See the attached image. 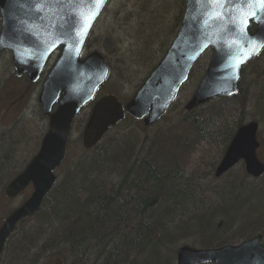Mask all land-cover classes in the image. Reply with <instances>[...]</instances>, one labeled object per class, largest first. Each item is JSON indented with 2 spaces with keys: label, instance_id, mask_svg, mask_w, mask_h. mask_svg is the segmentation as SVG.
<instances>
[{
  "label": "trees",
  "instance_id": "obj_1",
  "mask_svg": "<svg viewBox=\"0 0 264 264\" xmlns=\"http://www.w3.org/2000/svg\"><path fill=\"white\" fill-rule=\"evenodd\" d=\"M184 9L185 0H111L101 19L110 17L113 25L98 33V37L94 28L86 49L102 52L107 61L116 59L119 83L131 80L125 77V69L132 70L136 78L140 66L135 65L133 57L120 53L126 44L122 34L127 30L128 39L139 46L134 54L143 71L151 66L146 77L169 47ZM207 60L203 57L192 71L189 84L197 86ZM144 79L136 80L127 99ZM260 81L253 83L258 88L253 97H248L244 88L250 89L251 85L241 83L235 97L219 99L192 112L183 107L177 116L168 115L152 128L126 117L135 128L110 130L91 151L81 147L83 153H93L89 162L83 165L86 160L81 154L76 158L82 159L63 175L57 191L53 194V189L45 200L44 209L20 224L0 257V264H100L103 259L111 264L129 260L131 264H168L165 256L170 255L171 264H176L172 251L177 242L174 235L181 232L183 223L198 232L193 248L236 245L258 233V228L264 236V177L253 190L238 193L239 187L228 181L242 178L245 184L251 183L243 166L226 176L224 186L215 187L217 180L212 176L236 131L249 118L263 121L264 77ZM112 85L108 94L122 98V84ZM39 86L31 85L25 77L16 78L12 60L7 59L5 72L0 76V226L11 212L12 201L5 197V189L37 152L47 131V119L33 99ZM87 116L76 123L84 125ZM173 131L176 135L168 139L162 154L169 162L149 167L154 164L150 155L160 153L155 148L147 149L151 135ZM259 140V159L264 162V138L259 136ZM132 157H139V162L132 163ZM72 161L67 157L64 166ZM115 177L124 178V182L107 187ZM197 185L207 186L208 191L203 193ZM131 187L135 208L125 205V194ZM233 196L237 197L235 202L230 200ZM222 202L227 206L225 212L219 210ZM40 216L45 220L40 222ZM36 233L44 234L45 243L38 241Z\"/></svg>",
  "mask_w": 264,
  "mask_h": 264
},
{
  "label": "water",
  "instance_id": "obj_2",
  "mask_svg": "<svg viewBox=\"0 0 264 264\" xmlns=\"http://www.w3.org/2000/svg\"><path fill=\"white\" fill-rule=\"evenodd\" d=\"M109 0L89 29L83 40L79 55L70 54L64 44H60L46 57L22 62L17 58L13 48L21 39L25 25L33 18L30 10L31 0H0V53L9 51L14 61V72L18 78L28 77L35 84L39 81L50 56L57 49L61 54L42 86L38 103L44 117L49 118V129L44 136L39 155L30 163L26 170L16 177L6 188V196L13 200L24 192L31 184L33 192L23 206L14 212L0 228V256L9 237L14 233L17 224L24 218L33 216L42 204L45 196L51 191L56 181L55 170L60 167L66 154V147L74 119L82 108L91 102L97 90L108 77L109 69L104 58L98 52H93L81 59L85 43L93 26L99 19ZM194 5L186 0V8L182 23L167 51L165 57L153 70L131 102L125 106L127 113L135 120H144L145 126H152L159 121L176 101L182 85L187 82L189 74L199 57L209 48L213 56L209 68L198 86L192 99L186 106L191 111L221 96H233L238 92V73L229 67L230 60L225 50L210 45L195 59L187 42L188 17L195 15ZM87 11H91L88 9ZM256 26L254 33L248 32L253 38L264 35V24L252 22ZM249 25V27H250ZM28 39V43H31ZM27 55V50H22ZM57 110L52 113L54 106ZM124 117L122 105L114 96H105L96 102L85 125L82 135V146L86 150L96 147L110 128L115 127ZM258 125L250 123L240 128L228 147L222 161L216 169L217 178L224 175L240 160L245 163L246 172L253 178L264 174V165L257 158L259 144L256 139ZM177 264H264V246L261 237L236 247H224L212 251H197L189 248L180 250Z\"/></svg>",
  "mask_w": 264,
  "mask_h": 264
},
{
  "label": "snow or ice",
  "instance_id": "obj_3",
  "mask_svg": "<svg viewBox=\"0 0 264 264\" xmlns=\"http://www.w3.org/2000/svg\"><path fill=\"white\" fill-rule=\"evenodd\" d=\"M195 15L188 19L187 42L195 59L210 45L225 50L229 67L239 66L264 51V35H249L250 23L264 24V0H190ZM106 4V0H31L33 18L25 25L13 48L22 62L46 57L60 44L72 55H79L84 38ZM91 9V11H87ZM31 39V43H28ZM0 40V44H2ZM22 50H27L24 55ZM233 78H238V75Z\"/></svg>",
  "mask_w": 264,
  "mask_h": 264
},
{
  "label": "bare ground",
  "instance_id": "obj_4",
  "mask_svg": "<svg viewBox=\"0 0 264 264\" xmlns=\"http://www.w3.org/2000/svg\"><path fill=\"white\" fill-rule=\"evenodd\" d=\"M257 65V64H256ZM124 75L126 78H131L133 79L135 76L133 74V71L132 70H128V69H125L124 70ZM249 75V78H251L253 75L256 76V78L253 79V82H249L250 84H253L255 81H258L259 79L261 80L263 77H264V66L263 68L262 67H259V63L257 66H254L253 68H242L238 74V77H239V81L242 82V83H245L247 82V77ZM132 100V96L128 97V99L126 98V96H123L122 98H119L118 102L123 105V106H126L128 105ZM184 130L187 129V127H184L183 128ZM174 135H176V132H169V133H154L153 135H151L149 141H148V145H147V149L148 150H152L155 148L156 151L160 152V153H153L152 155H150V157L154 160V164L149 166V167H159L162 163L163 164H166L168 163L169 161L167 160V157L166 156H162L163 154V150L165 148V146L167 145V141L170 137H173ZM257 136H259V128L257 129V133H256ZM147 140H145L143 143H145ZM100 144V143H99ZM98 144V145H99ZM97 145V146H98ZM141 145V144H139ZM136 148H138V146ZM41 146V145H40ZM96 146V147H97ZM95 147V148H96ZM40 149V147H39ZM39 149L37 150V152L34 154V156L30 159V161L28 162V164L24 167V169L16 176L18 177L21 173H23L26 168L30 165V163L39 155ZM211 156L213 157V153H210ZM82 158H83V165L86 164L87 162H89V159L93 156V153H90V152H86V153H82ZM81 158V159H82ZM81 159H76L74 161H72L69 165H66L64 166V164H62L60 167H58L57 171H56V181L54 183V186H53V194L55 193V191H57V186H58V183L61 181L62 177L64 174L68 173L70 170L74 169V167H76L78 164H79V161ZM162 159H165V162L161 161ZM140 160L139 157H132V163L135 162V163H138ZM136 169L134 170V173H135ZM216 173V168L214 170V175ZM214 175H212L214 177ZM15 177V178H16ZM131 177V176H130ZM14 178V179H15ZM124 178H119V177H115V178H112V183L111 181H109L107 183V187L109 186L112 187V185L114 186H119L120 183L124 182L123 180ZM185 179H187L185 177ZM123 180V181H122ZM217 181L214 183V186L215 187H220V186H224L225 183L228 181L227 177H224V178H221V179H216ZM220 181H222L221 183H219ZM129 182H132L131 179H129ZM231 182V184L235 187V186H238L239 187V191L238 193H244L245 192V189H249V190H253L254 188H256L259 184V177L258 178H254L252 179V182L251 183H247L245 184L243 179L239 178L236 180L232 179V181H228V184ZM193 186H190V188H192ZM197 187L200 188V190L203 192V193H206L208 191V188L207 186L205 185H197ZM52 191H50L46 196L45 198L43 199L42 201V204L39 208V210L37 212L34 213L33 216H30V217H26L24 219H22V221H26L28 219H32L34 216H36L41 210L44 209V202L45 200L49 197V195L51 194ZM52 194V196H53ZM132 194H133V187L129 188L127 193L125 194L126 196V200L127 202H125V205L129 208H135L137 205H136V200L132 198ZM224 195L226 196V192H224ZM237 199L236 196H233L230 200L232 202H235V200ZM27 200H24L18 207L14 208L3 220V223L7 221V219L14 213L16 212L18 209H20L23 204L26 202ZM93 202V198L90 199V203ZM44 206V207H43ZM43 208V209H42ZM219 210L222 211V212H225L227 211V206L225 204V202H222L220 203L219 205ZM229 215V214H228ZM42 216H40V220H41ZM38 219V220H39ZM45 219H42L40 222L44 221ZM189 226L186 225V224H181L180 225V233H178L177 235H174L175 239L177 240L176 244L173 245L174 246V249L172 250L173 252L175 251V258H176V264H177V258H178V254L180 252L181 249L183 248H189V249H192V250H197V251H212V250H218V249H221V248H224V247H236V246H240L244 243H247V242H250V241H253V240H256L259 238V233L262 232V231H259V228H258V233L256 234H253L250 238L248 239H244L242 240L241 242H239L238 244L236 245H225V246H222V247H217V248H212V249H201V248H196V247H192V242L194 241V238L196 237L195 235H198V232L196 231H193L194 229H187ZM186 230V231H185ZM37 234V233H36ZM39 234V233H38ZM37 234V235H38ZM44 235V234H43ZM43 235L39 234L38 235V241H42L41 243H45V241L42 239ZM10 242V241H9ZM8 242V243H9ZM262 245V244H261ZM264 246V245H262ZM158 255L160 256V251H158ZM165 260L168 262V264H171L173 262V257L170 255V256H165ZM100 264H111V261H109L108 259H103L101 261ZM120 264H131V260H129L127 263H123L122 261L120 262Z\"/></svg>",
  "mask_w": 264,
  "mask_h": 264
},
{
  "label": "rangeland",
  "instance_id": "obj_5",
  "mask_svg": "<svg viewBox=\"0 0 264 264\" xmlns=\"http://www.w3.org/2000/svg\"><path fill=\"white\" fill-rule=\"evenodd\" d=\"M122 2H123V0H119V3H122ZM112 5H113V3H112ZM112 12H113V10H112ZM110 25H113V21H112V19L110 17H106L105 16L103 19H101L98 22V24L96 25V27H95V29L97 30V32H96L97 37H98V33L101 34V33H104L105 31H107L108 30V26H110ZM122 35L126 36V37L123 38V39L126 40V44H125V46H123V50L120 53L123 54V55L125 54L128 58L129 57H133V60H134L133 62L135 63V65L137 67L140 66V70L136 68L137 70H139L138 73L135 70V72L137 73L136 78H133L131 80H123L122 83H119L120 82V80H119L120 78H119V76H117L116 59L113 58L111 60V58H110L108 60V62L110 63V66H111V68L113 70V73H112L113 79H112V81L110 80V82H109L110 83L109 84V88L105 89V91L101 90V89L98 91V93H97L98 96H102L104 93L107 95V93L110 92L112 87H113L112 84H122V97L126 96V95H129V94L132 93V91L134 89V84H135L136 80L138 81L139 79H144L145 75L150 70L151 66L149 67V69H147V70L145 69L143 71L140 59L134 54L135 52H137L139 46H137L136 42L133 41L132 39H128L129 36H130L129 35V31L125 30ZM93 50H95V49L94 48L91 49L90 52H92ZM158 52H159V50L156 48L154 56L157 57L158 56ZM56 58H57V55H55V57L52 58L49 68L53 65V63L55 62ZM6 61H7V57L5 55H1L0 56V76L2 74H4V72H5ZM257 63H259V67L263 68V66H264V54L261 56L259 61H256L255 63H253L249 68H253L254 66H257L258 65ZM254 78H256L255 75H253L251 78H249V75L247 77V85H251L250 89H249L250 93L248 94V97H250V95L252 97V94L254 93V88H255L256 85L253 87V84L249 83L251 81L253 82ZM194 88L195 87L193 86V83H191V84L188 83L183 88V90L181 91V94L179 95L178 102L176 103L174 109L170 113L171 117L177 116L178 113L180 112V110L184 107V105H186V103L188 102V100L190 99V97H191V95L193 93ZM246 89H247V87H246ZM38 93H39V89H38L37 93L33 96L34 100L37 99ZM256 93H257V90H256L255 94ZM250 107H252V103H251ZM88 111H89V109L85 110V112L80 117L82 118L83 115L88 114ZM253 113H255V112H253ZM262 114L264 115L263 112H262ZM255 117L259 119V114H256ZM249 120H250V118H249ZM258 122H259V136H260V138L263 139L264 138V118H263V121L258 120ZM83 126L84 125L82 123H80V121H79V122H77L75 124V126L73 128V131H72V134H71V140H70V143H69L70 146H69V150H68V155H66L71 161L72 160H76V158H78V156L83 153V150L81 149L82 146H81V139H80L81 135H82V131H83ZM132 128H135V126L132 125L131 122L128 121V120L122 122L121 125L119 126V129H122V130H130ZM240 168H241V165H238L236 167V169H235L236 170L235 172H237V170H239ZM221 182L222 181H220L219 183H221ZM262 194H263L262 192L261 193L259 192V195H262ZM26 198L27 197L21 196L20 198H18L15 201H13L12 204L10 205L11 211L14 208L18 207Z\"/></svg>",
  "mask_w": 264,
  "mask_h": 264
}]
</instances>
